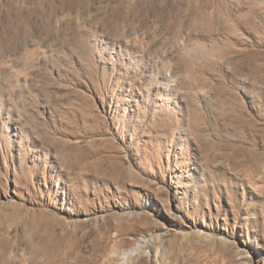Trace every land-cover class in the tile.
Returning <instances> with one entry per match:
<instances>
[{
  "label": "rangeland",
  "instance_id": "rangeland-1",
  "mask_svg": "<svg viewBox=\"0 0 264 264\" xmlns=\"http://www.w3.org/2000/svg\"><path fill=\"white\" fill-rule=\"evenodd\" d=\"M55 262L264 264V0H0V264Z\"/></svg>",
  "mask_w": 264,
  "mask_h": 264
},
{
  "label": "bare ground",
  "instance_id": "bare-ground-1",
  "mask_svg": "<svg viewBox=\"0 0 264 264\" xmlns=\"http://www.w3.org/2000/svg\"><path fill=\"white\" fill-rule=\"evenodd\" d=\"M133 251H134V250H132V251L128 252L126 255H130V254H132V253H133ZM53 264H62V262H55V263H53Z\"/></svg>",
  "mask_w": 264,
  "mask_h": 264
}]
</instances>
